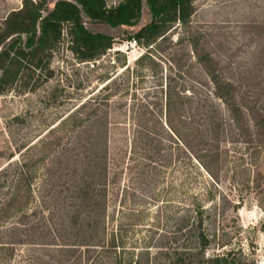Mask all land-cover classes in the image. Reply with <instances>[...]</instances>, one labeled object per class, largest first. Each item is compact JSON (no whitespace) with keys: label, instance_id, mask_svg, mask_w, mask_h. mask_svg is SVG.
<instances>
[{"label":"rangeland","instance_id":"rangeland-1","mask_svg":"<svg viewBox=\"0 0 264 264\" xmlns=\"http://www.w3.org/2000/svg\"><path fill=\"white\" fill-rule=\"evenodd\" d=\"M189 5L140 43L146 0L84 18L113 38L95 61L65 24L52 75L0 94V264H264V0Z\"/></svg>","mask_w":264,"mask_h":264},{"label":"trees","instance_id":"trees-1","mask_svg":"<svg viewBox=\"0 0 264 264\" xmlns=\"http://www.w3.org/2000/svg\"><path fill=\"white\" fill-rule=\"evenodd\" d=\"M146 1L153 13V24L141 28L134 36H129L136 43H140L160 27H164V32L166 25L177 21L186 24L192 12L189 0H170V3L166 0L163 4H158L162 0ZM47 3L48 0H21L20 7L8 10L2 16L0 94L16 87L35 89L40 85L42 76L46 79L52 75L48 67L54 51L61 43L65 24H68V49L74 57L81 62L95 61L111 47L113 38L87 30L84 18L115 28L133 23L142 7V0H121L111 7L104 0H55L52 8H48ZM165 4L168 5L164 6ZM165 107L170 109V98H167ZM165 124L169 127V132L176 134L167 115ZM165 124L162 127L164 125L166 128ZM148 143L147 141L145 147H148ZM224 261L223 257L217 256L214 264H222Z\"/></svg>","mask_w":264,"mask_h":264},{"label":"water","instance_id":"water-1","mask_svg":"<svg viewBox=\"0 0 264 264\" xmlns=\"http://www.w3.org/2000/svg\"><path fill=\"white\" fill-rule=\"evenodd\" d=\"M89 31H91L90 29H88ZM91 32H93V31H91Z\"/></svg>","mask_w":264,"mask_h":264},{"label":"built area","instance_id":"built-area-1","mask_svg":"<svg viewBox=\"0 0 264 264\" xmlns=\"http://www.w3.org/2000/svg\"><path fill=\"white\" fill-rule=\"evenodd\" d=\"M133 43H135V41L133 40Z\"/></svg>","mask_w":264,"mask_h":264},{"label":"bare ground","instance_id":"bare-ground-1","mask_svg":"<svg viewBox=\"0 0 264 264\" xmlns=\"http://www.w3.org/2000/svg\"><path fill=\"white\" fill-rule=\"evenodd\" d=\"M91 31H93V30L91 29Z\"/></svg>","mask_w":264,"mask_h":264}]
</instances>
